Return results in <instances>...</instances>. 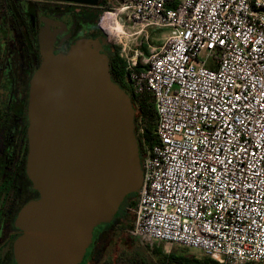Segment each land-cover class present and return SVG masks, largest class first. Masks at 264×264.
I'll return each mask as SVG.
<instances>
[{"label":"built area","instance_id":"built-area-1","mask_svg":"<svg viewBox=\"0 0 264 264\" xmlns=\"http://www.w3.org/2000/svg\"><path fill=\"white\" fill-rule=\"evenodd\" d=\"M118 1L117 37L167 33L158 49L120 40L133 92L156 110L131 234L264 263V0Z\"/></svg>","mask_w":264,"mask_h":264},{"label":"water","instance_id":"water-1","mask_svg":"<svg viewBox=\"0 0 264 264\" xmlns=\"http://www.w3.org/2000/svg\"><path fill=\"white\" fill-rule=\"evenodd\" d=\"M90 6L99 0H63ZM32 89L29 173L40 197L20 215L21 264H68L97 217L140 186L141 161L131 96L110 73L107 53L78 44L52 57Z\"/></svg>","mask_w":264,"mask_h":264},{"label":"flooded vegetation","instance_id":"flooded-vegetation-1","mask_svg":"<svg viewBox=\"0 0 264 264\" xmlns=\"http://www.w3.org/2000/svg\"><path fill=\"white\" fill-rule=\"evenodd\" d=\"M109 1L90 6L63 0H0V264H21L17 246L25 231L20 215L41 195L29 173V153L32 89L47 61L42 35L48 34L46 50L52 57L66 56L92 39L99 40L98 49L109 56L111 44L97 21L99 9ZM113 218L121 226L127 211L118 210ZM92 243L76 256V264L89 263Z\"/></svg>","mask_w":264,"mask_h":264},{"label":"rangeland","instance_id":"rangeland-1","mask_svg":"<svg viewBox=\"0 0 264 264\" xmlns=\"http://www.w3.org/2000/svg\"><path fill=\"white\" fill-rule=\"evenodd\" d=\"M110 1L108 6H105L103 8L101 7L99 9L97 21L100 20L101 23V16L107 15L103 25L106 28L105 30L107 33L103 30V28L102 30L105 32L107 36V40L111 44L112 50L121 48L120 40H122L123 43H126L127 45L131 46V48H134L135 46L141 48L144 44H150L153 48L158 49L164 43L167 37V33L158 32L156 30H149V34L147 38L139 36L137 39L134 40L123 33L122 34L119 33L120 37H117L116 33L118 30L115 28V22H116L115 17L119 13L120 3L118 0H110ZM72 23L73 25L75 23L74 16H72ZM106 25H108L109 28ZM128 25L132 26L131 23H128ZM90 44L91 43H89L88 45ZM75 48L76 47H74V49ZM74 49H72V51ZM146 50L148 51L147 48ZM121 51L122 50H119V52ZM70 53H68L66 56H68ZM123 53L124 56H126V52ZM203 57L205 56L203 55ZM58 58H62V56H59ZM124 90L128 92L126 89ZM133 108H134V128H136L135 127L136 108L134 105ZM136 131L137 129L134 132L139 147V138L142 137V133L139 132L141 130H138L137 133ZM141 177H142V166H141ZM134 192L135 191L125 194L120 199V202L114 207L115 211L99 216L91 222V224L89 225V227L85 232L84 239L78 245L76 256L79 253H83L84 251H86L90 243L93 241V243L89 248L88 264H109L111 262L115 264L117 260H120L122 262H130L131 264H178L168 259L169 254H171L172 252L178 255L186 254L191 257L192 256H196L198 258L206 257V255L201 250L189 248L176 243H167V242L155 243L153 246L155 247L157 246L159 248L157 251H156L157 248L153 250V248L148 247L149 244H147L146 241L138 237H135L131 234L130 232L131 226H129V231L126 230L125 232L121 233L120 231L121 228L117 224V219L113 218V216L116 214L118 210L120 211L121 209H124L125 211H127V216H128V219L125 221V223L128 222L133 223L134 214L131 210L128 209L131 203L130 194ZM94 233L98 234L97 237H95V239L93 238ZM76 256L68 264H76L77 263L75 261ZM223 263L228 264L226 261H223ZM260 264H264V263H260Z\"/></svg>","mask_w":264,"mask_h":264},{"label":"trees","instance_id":"trees-1","mask_svg":"<svg viewBox=\"0 0 264 264\" xmlns=\"http://www.w3.org/2000/svg\"><path fill=\"white\" fill-rule=\"evenodd\" d=\"M111 2V1H110ZM109 2V3H110ZM103 3H106V0H103ZM106 6H108V4ZM109 58V66H110V73L112 75L113 80L126 89L131 97H132V103L136 108V125L134 128V131L137 129L141 130L139 132L142 133V137L139 138V152L140 156H142L144 150L152 146L156 141L157 138L155 136L154 130L156 127V110L154 105V97L153 94L150 91H144L140 94H135L132 90V83L127 79L126 76V63L124 59L119 55V49L110 51ZM131 197V203L128 210H131V208L135 207L137 204V191L130 194ZM132 223L123 222L120 226L121 233L125 232L126 230L129 231V226H131ZM133 238V237H132ZM149 244V243H147ZM148 247H151L158 250L159 247H155L153 245H150ZM168 259L170 261H173L178 264H224L223 262H220L216 260L215 258H212L210 256H206L204 258H198L196 256H188L186 254H175L172 252L169 254ZM109 264H113L112 262ZM115 264H131L130 262H122L120 260H117ZM245 264H260L257 262H248Z\"/></svg>","mask_w":264,"mask_h":264},{"label":"bare ground","instance_id":"bare-ground-1","mask_svg":"<svg viewBox=\"0 0 264 264\" xmlns=\"http://www.w3.org/2000/svg\"><path fill=\"white\" fill-rule=\"evenodd\" d=\"M109 19V18H108ZM109 22V21H108ZM107 27H108V25H106ZM109 28V27H108ZM115 28L118 30V31H120V32H122L123 31V29L121 28V23L119 22V21H116L115 22ZM114 30V29H113ZM109 31V30H108ZM140 161H141V156H140Z\"/></svg>","mask_w":264,"mask_h":264}]
</instances>
